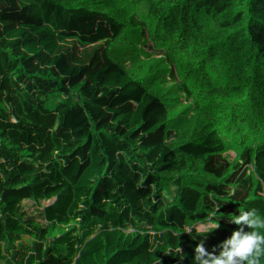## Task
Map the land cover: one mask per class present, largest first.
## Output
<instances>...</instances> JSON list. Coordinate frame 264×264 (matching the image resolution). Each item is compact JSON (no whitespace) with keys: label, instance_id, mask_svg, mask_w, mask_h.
Returning a JSON list of instances; mask_svg holds the SVG:
<instances>
[{"label":"trees","instance_id":"1","mask_svg":"<svg viewBox=\"0 0 264 264\" xmlns=\"http://www.w3.org/2000/svg\"><path fill=\"white\" fill-rule=\"evenodd\" d=\"M209 2L195 22L188 0H0V264H179L139 258L131 234L72 189L88 159L144 206L178 194L181 220L207 241L242 211L264 218V0ZM49 26L82 57L108 150L79 152L48 109L25 105L34 64L20 50L46 49Z\"/></svg>","mask_w":264,"mask_h":264},{"label":"rangeland","instance_id":"2","mask_svg":"<svg viewBox=\"0 0 264 264\" xmlns=\"http://www.w3.org/2000/svg\"><path fill=\"white\" fill-rule=\"evenodd\" d=\"M209 14V0H188L183 7V16L191 21L202 22ZM14 28V36L27 37L26 28L18 25ZM52 28L47 27L40 35L47 44L46 49L30 45L20 50L29 55L34 64L27 75L31 94L25 98V105L48 109L53 119L64 125L70 144L79 152H84L91 144L108 150L109 134L103 128V117L95 101L88 105L78 81L83 66L82 57L76 50H63L62 32L57 31L59 34L53 35ZM33 36H37L36 33ZM261 36L264 40V34ZM226 57H221L214 65L219 73L226 64ZM126 182L94 159H88L70 179L73 190L103 209L122 227L123 232L131 234V246L139 258L153 250L152 259L164 257L176 259L179 264H195L197 245L203 243L208 252L219 255L222 242L238 227L233 224L229 232L223 230L214 235L216 240L207 241L203 231L187 228L181 220L183 207L178 194L166 195L163 200L149 201L144 206L139 190ZM130 201L135 204L137 213L132 212ZM142 216H147L150 224L143 222ZM206 234L210 238L213 236Z\"/></svg>","mask_w":264,"mask_h":264},{"label":"clouds","instance_id":"3","mask_svg":"<svg viewBox=\"0 0 264 264\" xmlns=\"http://www.w3.org/2000/svg\"><path fill=\"white\" fill-rule=\"evenodd\" d=\"M238 226L221 244L219 255L208 252L203 243L195 249V264H261L264 258V218L255 208L242 211L231 219ZM219 225L214 224L213 229Z\"/></svg>","mask_w":264,"mask_h":264}]
</instances>
